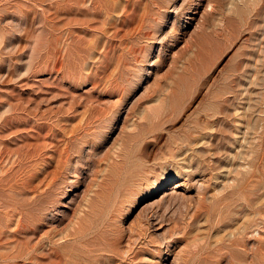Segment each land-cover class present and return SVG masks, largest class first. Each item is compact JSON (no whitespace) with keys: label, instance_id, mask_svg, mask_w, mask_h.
Listing matches in <instances>:
<instances>
[{"label":"rangeland","instance_id":"rangeland-1","mask_svg":"<svg viewBox=\"0 0 264 264\" xmlns=\"http://www.w3.org/2000/svg\"><path fill=\"white\" fill-rule=\"evenodd\" d=\"M126 263L264 264V0H0V264Z\"/></svg>","mask_w":264,"mask_h":264},{"label":"bare ground","instance_id":"bare-ground-1","mask_svg":"<svg viewBox=\"0 0 264 264\" xmlns=\"http://www.w3.org/2000/svg\"><path fill=\"white\" fill-rule=\"evenodd\" d=\"M66 147H67V145H66ZM69 147V146H68ZM65 148V151H66V153H68V151H69V148ZM74 152V151H73ZM65 153V154H66ZM71 153V152H70ZM69 154V153H68ZM67 154V155H68ZM3 156V155H2ZM61 157V156H60ZM59 157V158H60ZM67 157V156H66ZM128 157V156H127ZM63 158V157H62ZM68 158V157H67ZM61 159V158H60ZM59 159V160H60ZM65 159V158H64ZM63 159V160H64ZM69 159V158H68ZM21 160V159H20ZM59 164V163H58ZM66 164V163H65ZM124 177V176H123ZM54 185V184H53ZM13 187V186H12ZM52 190V189H51ZM49 191V190H47L45 193L47 194V196H49L50 195V197H51V192L52 191ZM10 191H12V190H10ZM13 193V192H12ZM16 194V193H15ZM14 197V196H13ZM11 198H12V196H11ZM11 198H9V199H11ZM23 198H25V197H23ZM45 199H46V197H41V195L40 196H38V197H36L35 199H33L30 203H31V206H33V208L35 209V210H38V212H41L46 206L44 205V203H45ZM12 200H14V199H12ZM8 201V200H7ZM6 201V202H7ZM22 201V200H21ZM24 201V200H23ZM9 203H10V201H9ZM30 203H28V204H30ZM50 203V202H49ZM13 204V203H12ZM27 204V203H26ZM8 205V204H7ZM10 205V204H9ZM18 206L19 205H17V208H18ZM22 207V206H21ZM21 207H19V208H21ZM25 207H26V205H25ZM23 208V207H22ZM26 209V208H25ZM24 209V210H25ZM31 212V211H30ZM30 212H28V213H30ZM21 213V212H20ZM26 213V212H25ZM28 213H27V215H28ZM32 213V212H31ZM34 213V212H33ZM32 213V214H33ZM23 213H21V215H22ZM38 215V214H37ZM24 215H22V217H23ZM29 216V215H28ZM32 216V215H31ZM27 217V216H26ZM37 217V216H36ZM40 217V216H39ZM29 218V217H28ZM19 219V218H18ZM22 219H24V218H22ZM22 219H20L19 221H18V223L16 224V229L17 230H19L20 229V227L23 225V223H22ZM27 220V219H26ZM150 220V219H149ZM28 221V220H27ZM32 221V220H31ZM98 224V223H97ZM26 225H24L23 227H25ZM32 230V229H31ZM37 231V230H36ZM35 231V232H36ZM56 246V245H55ZM123 250V249H122ZM19 252H20V250H19ZM30 252V251H29ZM14 253V252H13ZM18 253V252H17ZM12 254V253H11ZM20 254V253H19ZM28 254V253H27ZM25 255V254H24ZM13 256V255H12ZM17 256H18V254H17ZM15 258V257H14ZM126 258V257H125ZM5 259V258H4ZM31 259V258H30ZM127 264V263H126Z\"/></svg>","mask_w":264,"mask_h":264}]
</instances>
